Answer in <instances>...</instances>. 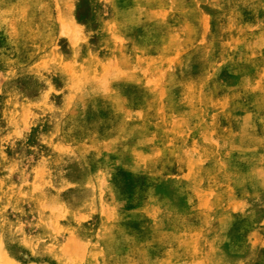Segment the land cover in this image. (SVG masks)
Returning a JSON list of instances; mask_svg holds the SVG:
<instances>
[{"label":"rangeland","instance_id":"rangeland-1","mask_svg":"<svg viewBox=\"0 0 264 264\" xmlns=\"http://www.w3.org/2000/svg\"><path fill=\"white\" fill-rule=\"evenodd\" d=\"M0 264H264V0H0Z\"/></svg>","mask_w":264,"mask_h":264}]
</instances>
